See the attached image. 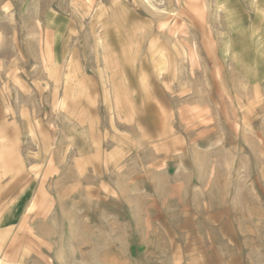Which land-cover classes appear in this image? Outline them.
<instances>
[{
	"label": "rangeland",
	"instance_id": "obj_1",
	"mask_svg": "<svg viewBox=\"0 0 264 264\" xmlns=\"http://www.w3.org/2000/svg\"><path fill=\"white\" fill-rule=\"evenodd\" d=\"M0 264H264V0H0Z\"/></svg>",
	"mask_w": 264,
	"mask_h": 264
},
{
	"label": "crops",
	"instance_id": "obj_2",
	"mask_svg": "<svg viewBox=\"0 0 264 264\" xmlns=\"http://www.w3.org/2000/svg\"><path fill=\"white\" fill-rule=\"evenodd\" d=\"M39 199V198H38Z\"/></svg>",
	"mask_w": 264,
	"mask_h": 264
}]
</instances>
